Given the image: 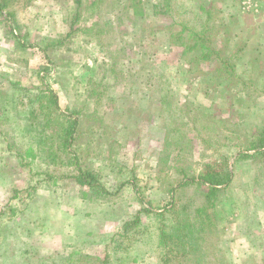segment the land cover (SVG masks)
<instances>
[{
  "label": "rangeland",
  "instance_id": "1",
  "mask_svg": "<svg viewBox=\"0 0 264 264\" xmlns=\"http://www.w3.org/2000/svg\"><path fill=\"white\" fill-rule=\"evenodd\" d=\"M243 1L17 0L0 12V264H161L157 221L142 212L118 236L124 224L227 164L201 263L264 264V163L244 156L264 133V0ZM196 33L207 42L190 49ZM51 90L58 112L37 98ZM72 112L74 149L107 195L69 176L57 150Z\"/></svg>",
  "mask_w": 264,
  "mask_h": 264
},
{
  "label": "trees",
  "instance_id": "2",
  "mask_svg": "<svg viewBox=\"0 0 264 264\" xmlns=\"http://www.w3.org/2000/svg\"><path fill=\"white\" fill-rule=\"evenodd\" d=\"M14 1L17 0H0V12L9 8ZM76 1L82 3V0ZM155 8H159L158 5H155ZM7 14L14 15L12 11H8ZM193 37L196 42L188 48L193 49L199 45L205 46L207 40L202 34L196 33ZM207 56L209 53L204 55V57ZM37 98H43L45 102L54 107L55 112H58V97L54 91L51 90V92L42 94ZM41 104L45 108L43 101ZM31 113L35 117L39 114L36 110H32ZM74 114L75 112L67 114L65 123L56 129L57 150L69 155V159L75 165V173L73 172L69 176L74 177L79 184L87 186L92 193H96L97 188H100L101 193L103 191V194L107 195L110 192L99 183V172L83 165L77 150L74 149L80 123ZM43 117L49 118L45 115ZM251 149L254 150V153H245L244 156L264 163V133L260 137L259 143L253 144ZM54 155L57 153L55 152ZM19 156L24 160L21 153ZM50 162L61 164L60 161L55 160ZM231 180L232 172L228 164L221 169L208 165L199 175H193L187 181H181L177 187H173V198L163 208L159 210L142 208L138 211L132 220H128L124 224L123 231L118 236H126L130 230L139 225L143 219V215H141L143 212L147 217L157 221V248L161 252V264H190L189 261L194 259L197 260L195 264H203L200 259L204 257L201 241L203 240L202 243L205 244L207 241L204 239L206 234L214 230L216 226L217 200L221 190L227 187ZM191 184L197 187V194L192 196L188 202L181 204L179 198H175V192L179 187H186ZM112 241H114L113 238Z\"/></svg>",
  "mask_w": 264,
  "mask_h": 264
},
{
  "label": "built area",
  "instance_id": "3",
  "mask_svg": "<svg viewBox=\"0 0 264 264\" xmlns=\"http://www.w3.org/2000/svg\"><path fill=\"white\" fill-rule=\"evenodd\" d=\"M243 4H244V9L246 10H252L258 7L256 0H244Z\"/></svg>",
  "mask_w": 264,
  "mask_h": 264
}]
</instances>
